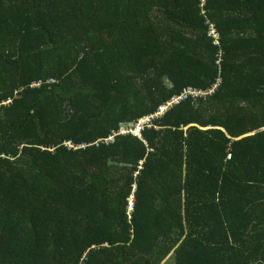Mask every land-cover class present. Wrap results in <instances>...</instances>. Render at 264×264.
Returning a JSON list of instances; mask_svg holds the SVG:
<instances>
[{"label": "trees", "instance_id": "16d2710c", "mask_svg": "<svg viewBox=\"0 0 264 264\" xmlns=\"http://www.w3.org/2000/svg\"><path fill=\"white\" fill-rule=\"evenodd\" d=\"M205 10L0 0V264H264V0Z\"/></svg>", "mask_w": 264, "mask_h": 264}, {"label": "built area", "instance_id": "2783aa9c", "mask_svg": "<svg viewBox=\"0 0 264 264\" xmlns=\"http://www.w3.org/2000/svg\"><path fill=\"white\" fill-rule=\"evenodd\" d=\"M199 2H200V7L202 9V13L205 14L206 13L205 7L207 5L208 0H199ZM207 24L209 25L208 35L214 38L215 44H220V33L216 27L215 22L211 20H207ZM188 95L196 97L199 95V91L192 89H188L186 91L184 90L182 94L178 96H174L171 100L160 106L155 114L139 119L138 122L135 124V126L127 127L128 131H131L133 133H138V132L140 133L142 130L145 129V127H151L152 122L156 118L158 119L162 117L169 109L178 105L181 101L185 100L188 97ZM113 140H114V136H110L104 139V141L106 142H111ZM67 143L69 144L70 147H74V148L78 147V145H74L71 141H68Z\"/></svg>", "mask_w": 264, "mask_h": 264}, {"label": "bare ground", "instance_id": "6f19581e", "mask_svg": "<svg viewBox=\"0 0 264 264\" xmlns=\"http://www.w3.org/2000/svg\"><path fill=\"white\" fill-rule=\"evenodd\" d=\"M143 131V130H142ZM142 131L139 133H133L131 131H128V129H121V130H118V131H115V133L112 135L114 136V140H115V136L118 135V134H126V133H131L133 135H136V136H139L141 137L142 136ZM134 200V199H133ZM132 206H133V201H132Z\"/></svg>", "mask_w": 264, "mask_h": 264}, {"label": "rangeland", "instance_id": "374dc122", "mask_svg": "<svg viewBox=\"0 0 264 264\" xmlns=\"http://www.w3.org/2000/svg\"><path fill=\"white\" fill-rule=\"evenodd\" d=\"M130 201L131 202L133 201V197ZM162 264H174L173 255H170V257L167 259V261H164Z\"/></svg>", "mask_w": 264, "mask_h": 264}, {"label": "clouds", "instance_id": "9594fccd", "mask_svg": "<svg viewBox=\"0 0 264 264\" xmlns=\"http://www.w3.org/2000/svg\"><path fill=\"white\" fill-rule=\"evenodd\" d=\"M161 106H162V105H161ZM81 146H84V145H81ZM81 146H80V145H78V147H81ZM78 147H77V148H78ZM131 199H132V198H131ZM131 204H132V202H131Z\"/></svg>", "mask_w": 264, "mask_h": 264}, {"label": "crops", "instance_id": "0c3cea01", "mask_svg": "<svg viewBox=\"0 0 264 264\" xmlns=\"http://www.w3.org/2000/svg\"><path fill=\"white\" fill-rule=\"evenodd\" d=\"M167 261V260H166Z\"/></svg>", "mask_w": 264, "mask_h": 264}]
</instances>
